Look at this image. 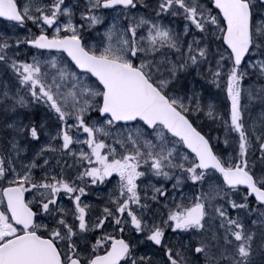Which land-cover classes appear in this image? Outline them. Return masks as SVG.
Listing matches in <instances>:
<instances>
[{"label": "snow or ice", "instance_id": "1", "mask_svg": "<svg viewBox=\"0 0 264 264\" xmlns=\"http://www.w3.org/2000/svg\"><path fill=\"white\" fill-rule=\"evenodd\" d=\"M0 21V264H264V0Z\"/></svg>", "mask_w": 264, "mask_h": 264}, {"label": "rangeland", "instance_id": "2", "mask_svg": "<svg viewBox=\"0 0 264 264\" xmlns=\"http://www.w3.org/2000/svg\"><path fill=\"white\" fill-rule=\"evenodd\" d=\"M0 25H2V23L0 22ZM25 111H28L27 109ZM37 112L39 111V109L36 110Z\"/></svg>", "mask_w": 264, "mask_h": 264}, {"label": "flooded vegetation", "instance_id": "3", "mask_svg": "<svg viewBox=\"0 0 264 264\" xmlns=\"http://www.w3.org/2000/svg\"><path fill=\"white\" fill-rule=\"evenodd\" d=\"M0 22L3 23L2 21H0ZM41 111H42V109H39L38 113L41 112Z\"/></svg>", "mask_w": 264, "mask_h": 264}]
</instances>
